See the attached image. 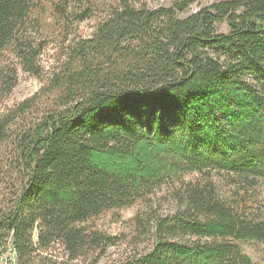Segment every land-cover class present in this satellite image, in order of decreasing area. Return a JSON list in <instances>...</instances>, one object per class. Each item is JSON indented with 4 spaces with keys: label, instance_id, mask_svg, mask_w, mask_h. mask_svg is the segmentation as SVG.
<instances>
[{
    "label": "trees",
    "instance_id": "obj_1",
    "mask_svg": "<svg viewBox=\"0 0 264 264\" xmlns=\"http://www.w3.org/2000/svg\"><path fill=\"white\" fill-rule=\"evenodd\" d=\"M46 1L69 24L102 0ZM136 1L115 0L69 44L39 120L11 132L41 92L0 113V152L13 145L25 178L0 215V249L11 239L18 264H97L125 237L96 219L140 204L133 226L152 244L110 264H258L242 247L264 243V0L187 17L195 0ZM41 3L0 0V96L16 85L8 51L38 68ZM161 199L175 210L159 214Z\"/></svg>",
    "mask_w": 264,
    "mask_h": 264
},
{
    "label": "rangeland",
    "instance_id": "obj_2",
    "mask_svg": "<svg viewBox=\"0 0 264 264\" xmlns=\"http://www.w3.org/2000/svg\"><path fill=\"white\" fill-rule=\"evenodd\" d=\"M175 1L179 0H140L136 2H142L149 8H159L160 6H170ZM224 1L233 0H195L188 9L180 11L178 15L187 17L189 14L202 8ZM99 3V9L95 10L91 18L82 22H70L69 24H64V21L58 22L51 16L49 11L45 12L43 10V6L47 5L46 0H42V3L38 4L42 16V19H40L42 27L41 31L37 34H39V37L44 41L43 46L45 48L38 59V68L36 72H28V70H25L21 65L16 66L18 65V61H16L15 54L10 51L6 53L1 61L2 66L8 64L10 67H17V76H15L16 85L11 93L0 96V113L11 107L18 106L41 92L37 103L33 107H30L29 110L27 109L24 114H21L16 121L17 123L12 126V133L16 134L20 128H25L33 124L41 118L45 111L51 108L55 94L47 92L46 90L42 91L43 85L48 84L53 72L59 69L64 63V58H66L70 46L69 44L91 36L99 20L103 18L102 16L104 13L116 2L115 0H102ZM44 17L45 19H43ZM55 21L57 23H55ZM218 28L219 31L223 33L230 31L226 23L219 24ZM5 73L7 72L3 74ZM2 149L0 152V215L9 209L11 204H13L12 200H14L16 193L25 185V178H23L24 175L21 173L20 168H18V157L17 153L14 151L13 145L7 144ZM157 206V212L163 215L172 213L176 208L174 203L164 199H161ZM140 207V204H136L119 211H110L96 219L95 223L97 227H101V229L113 235L124 234L125 237L124 241L109 247L97 264H110L113 261L125 259L151 246V236L141 234L137 231L136 227L133 226L135 212H137ZM242 248H244L258 264H264V243H247L243 245ZM53 253L60 258H66V253L61 246H58Z\"/></svg>",
    "mask_w": 264,
    "mask_h": 264
},
{
    "label": "built area",
    "instance_id": "obj_3",
    "mask_svg": "<svg viewBox=\"0 0 264 264\" xmlns=\"http://www.w3.org/2000/svg\"><path fill=\"white\" fill-rule=\"evenodd\" d=\"M17 256L12 240L9 239L7 244L0 249V264H18Z\"/></svg>",
    "mask_w": 264,
    "mask_h": 264
}]
</instances>
